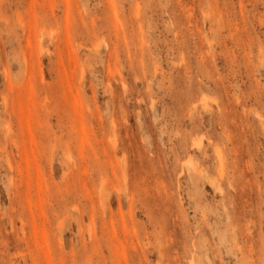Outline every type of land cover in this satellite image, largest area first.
<instances>
[{
  "label": "rangeland",
  "instance_id": "374dc122",
  "mask_svg": "<svg viewBox=\"0 0 264 264\" xmlns=\"http://www.w3.org/2000/svg\"><path fill=\"white\" fill-rule=\"evenodd\" d=\"M0 264H264V0H0Z\"/></svg>",
  "mask_w": 264,
  "mask_h": 264
},
{
  "label": "bare ground",
  "instance_id": "6f19581e",
  "mask_svg": "<svg viewBox=\"0 0 264 264\" xmlns=\"http://www.w3.org/2000/svg\"><path fill=\"white\" fill-rule=\"evenodd\" d=\"M199 144V143H198Z\"/></svg>",
  "mask_w": 264,
  "mask_h": 264
}]
</instances>
